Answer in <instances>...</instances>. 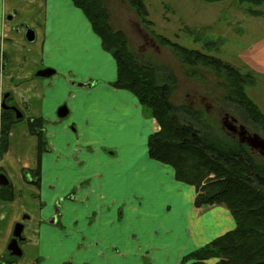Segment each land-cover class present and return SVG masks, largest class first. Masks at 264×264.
<instances>
[{
	"label": "crops",
	"instance_id": "obj_1",
	"mask_svg": "<svg viewBox=\"0 0 264 264\" xmlns=\"http://www.w3.org/2000/svg\"><path fill=\"white\" fill-rule=\"evenodd\" d=\"M24 1L20 8L0 0V87L22 114L0 155V175L13 192L5 200L0 186V264H191L190 253L235 228L230 212L196 207L194 187L148 156L145 141L157 123L133 94L113 87L115 61L89 23L95 50L76 54L86 69L63 66L73 55L56 49L53 28L73 19L59 11L64 4L75 9L71 0ZM29 12L41 16L30 21L36 30L28 27L40 39L24 46L17 22H27ZM241 58L264 74V43ZM41 65L55 74L36 76ZM62 106L68 113L59 118ZM34 119L43 122L40 155L28 129ZM17 222L25 225L19 257L7 251Z\"/></svg>",
	"mask_w": 264,
	"mask_h": 264
},
{
	"label": "trees",
	"instance_id": "obj_2",
	"mask_svg": "<svg viewBox=\"0 0 264 264\" xmlns=\"http://www.w3.org/2000/svg\"><path fill=\"white\" fill-rule=\"evenodd\" d=\"M126 1L140 22L148 25L143 1ZM239 1L250 3L255 8L250 13L264 18L263 11L256 9L264 5V0ZM71 2L81 10L102 48L115 61L113 87L133 94L156 121L159 129L148 137V156L170 166L177 181L194 187L196 207L224 206L235 221L233 230L193 251L187 259L193 260L191 264H264V161L256 159L245 144L208 124L203 110L186 103L174 105L170 100L176 87L174 75L162 66L141 62L129 50L126 35L110 27L102 0ZM156 40L159 45L170 47L179 61L189 67L186 74L195 76L194 68L201 65L224 78V101L232 102L235 111L264 133V113L246 93V86L254 80L253 72L242 73L217 57L163 37ZM16 121L12 111H1L0 155L7 151L10 127ZM42 127L41 119L28 124L29 133L37 140L38 155L46 151ZM1 190L8 192L5 200L13 199L9 186Z\"/></svg>",
	"mask_w": 264,
	"mask_h": 264
},
{
	"label": "rangeland",
	"instance_id": "obj_3",
	"mask_svg": "<svg viewBox=\"0 0 264 264\" xmlns=\"http://www.w3.org/2000/svg\"><path fill=\"white\" fill-rule=\"evenodd\" d=\"M15 1L16 6L20 8L25 4L24 0ZM142 1L147 11L148 25L140 22L135 10L126 0H102V4L108 13L110 27L126 35L129 50L141 62L162 66L174 75L176 87L170 97L171 102L174 105L186 103L193 108L203 110L207 123L219 128L224 135H229L222 124L225 114H228V117L235 118L238 125L244 126L249 133H256L264 139V133L249 119L235 111L232 102L224 101L226 95L224 78L218 77L214 71L201 65L194 68L195 76L186 74L190 71L189 67L179 61L170 47L161 46L156 40L158 36L163 37L187 48L217 57L242 73L252 72L241 56L264 43V18L252 15L250 10L255 8L250 3H241L239 0L215 3L201 0ZM29 5H33L32 2ZM256 9L264 13V5ZM59 11L60 14L71 16L73 19L54 26V36H60L59 43L55 40L59 45L56 49L62 53L67 51L70 57L73 55V58H68L63 63L64 67L73 65L83 71L86 69L82 68L86 60L84 57H77L76 54H81L89 47V51L95 50L89 22L81 10L72 9L70 5L64 4ZM26 16L27 22L17 20L18 28L24 30L30 27L36 30V26H31L30 21L41 19L39 13L29 12ZM22 38L24 46H32L40 39L36 36L31 43H28L24 39V32ZM110 56L111 54L108 53L107 58ZM105 62L107 66L109 62ZM41 66V70L49 69L46 65ZM246 93L264 113V74L255 73L254 80L246 86ZM11 103L12 101L8 100V104ZM143 109L147 116H150L149 111ZM143 146L144 142L138 138L137 156L140 155ZM254 156L264 161V158L257 154Z\"/></svg>",
	"mask_w": 264,
	"mask_h": 264
},
{
	"label": "water",
	"instance_id": "obj_4",
	"mask_svg": "<svg viewBox=\"0 0 264 264\" xmlns=\"http://www.w3.org/2000/svg\"><path fill=\"white\" fill-rule=\"evenodd\" d=\"M24 38L27 42H32L34 40V31L28 27L24 28ZM55 72L53 70L45 69L38 71L36 73V76L39 77H50ZM9 94H5V99L8 97ZM1 107L5 110H12L15 115L16 119L21 118L22 114L21 112L15 107V106H7L4 105V102L2 103ZM68 113L67 108L65 106H62L57 111V116L59 118H62L66 116ZM237 120L233 117L228 118L225 116V118L222 120L223 127L227 130L229 133L236 134L238 141L242 144H245L251 151H253L255 154L261 156L264 158V139L259 136L256 133H249L244 126L240 125L237 127L236 125ZM8 184V181L5 176L0 175V186H6ZM24 220V219H22ZM25 225L22 222H17L14 224L12 229V238L9 241L7 245V251L10 255L19 257L21 256V248L19 246V243L25 241V238L22 236L24 231Z\"/></svg>",
	"mask_w": 264,
	"mask_h": 264
},
{
	"label": "flooded vegetation",
	"instance_id": "obj_5",
	"mask_svg": "<svg viewBox=\"0 0 264 264\" xmlns=\"http://www.w3.org/2000/svg\"><path fill=\"white\" fill-rule=\"evenodd\" d=\"M8 18H9V16H8ZM3 21L5 22V18H3ZM24 32H25V29H24ZM4 39L5 38H3V36L0 37V44L4 41ZM4 66H5V57H4L3 53L1 52V48H0V79L3 76V74H4L3 73L4 72ZM0 84H1V80H0ZM5 94H9L8 97H6V99H5ZM10 97H11L10 96V93H8V92L5 93V90L2 91L1 90V87H0V113H1V111H5V109H3L1 107V105H2L3 102H4V105L6 104L7 106H13L11 104L10 105L8 104V100L10 99ZM10 111H12V110H10ZM14 115H15V113H14ZM225 116L228 117V114H225ZM228 118H230V117H228ZM236 125H237V127L240 126V125H238L237 122H236ZM227 134H229L231 137L236 138L238 140L236 134L229 133V132H227ZM252 154H254V152H252Z\"/></svg>",
	"mask_w": 264,
	"mask_h": 264
}]
</instances>
